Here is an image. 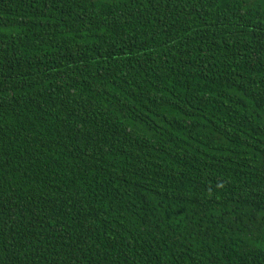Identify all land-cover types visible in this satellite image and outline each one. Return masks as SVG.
I'll return each mask as SVG.
<instances>
[{
	"label": "trees",
	"instance_id": "1",
	"mask_svg": "<svg viewBox=\"0 0 264 264\" xmlns=\"http://www.w3.org/2000/svg\"><path fill=\"white\" fill-rule=\"evenodd\" d=\"M0 264H264V0H0Z\"/></svg>",
	"mask_w": 264,
	"mask_h": 264
}]
</instances>
